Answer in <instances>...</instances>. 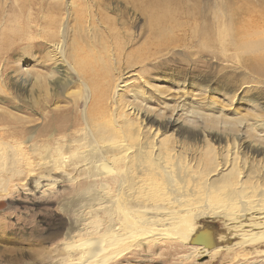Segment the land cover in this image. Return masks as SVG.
I'll return each instance as SVG.
<instances>
[{"label": "rangeland", "instance_id": "374dc122", "mask_svg": "<svg viewBox=\"0 0 264 264\" xmlns=\"http://www.w3.org/2000/svg\"><path fill=\"white\" fill-rule=\"evenodd\" d=\"M77 54L89 58L86 70ZM119 102L132 103L148 130L134 155L110 161L104 174L96 160L107 153L88 143L132 137L117 119ZM149 129L176 151L169 174L154 168L163 154L141 144ZM186 167L218 204L264 196V0H0V185L8 189L0 194V264H53L79 217L99 228L122 218L118 190L136 175L150 173L160 191L186 184ZM112 177L104 207L101 183ZM38 179L52 183L48 191H34ZM192 220L183 219L184 241H152L103 264H264V240L226 238L218 218ZM38 228L59 233L30 244ZM217 242L231 247L185 259Z\"/></svg>", "mask_w": 264, "mask_h": 264}, {"label": "bare ground", "instance_id": "6f19581e", "mask_svg": "<svg viewBox=\"0 0 264 264\" xmlns=\"http://www.w3.org/2000/svg\"><path fill=\"white\" fill-rule=\"evenodd\" d=\"M155 15L156 14H154L153 16L155 17ZM166 18L167 16L160 17V19L163 21H165ZM76 56L78 62L76 64L78 65L81 64L80 67L81 68L83 67L85 69L86 67H84V65L88 63L87 59L89 58H87L85 62L83 58H78L83 56L80 55L78 56V54ZM89 67L91 68L92 71L94 70L93 72L91 71V73L95 74L96 71L95 67L93 65ZM81 70L83 71V69ZM86 75H91V74L86 73ZM94 81L95 80L92 81V83L94 84V86H92V89H95L96 91V89H98V83ZM120 86L122 85H119V88ZM97 92H98L97 95L99 97H102V93H101L102 91L97 90ZM131 105H129V103L127 104L122 102H119V104L117 105L119 109L117 114V119L126 128V130L131 133L129 134L132 136L130 139L125 138V135H123L124 137L123 138L121 137L122 135L119 134V136L123 139L121 140L119 139L118 141L114 139L116 143L109 142L111 140L106 141V138L105 140H102V138L101 139L95 138V140H91L93 141V143L91 141L90 143H88L89 144L88 147L90 148L89 150L94 152V150L97 151L96 149H98V151H104L107 153V154L105 153L106 155L98 156L101 159H99L98 161L96 160L97 165L100 167L102 173L104 174L112 172L110 161L117 162L118 160L123 159L125 157L128 158L129 156H133L136 146L140 143L139 133L142 131V129H145V131L148 130L147 126L143 128L141 124H139L137 120L138 114L135 112L136 109L133 108ZM116 126L120 131H122L121 125H116ZM149 130L152 131V133L150 134L151 136L149 135L148 138L143 142H142L143 139L142 136L141 144H146L147 146H149L150 152H155V153L157 152L156 158H158L160 154L164 155L165 158L163 157V155H161L159 160L156 162V166L154 168L158 169V172L169 174V172L173 171L174 165L172 164L173 160L171 159H173V155L175 154L176 151L174 152L173 148L168 147V145L164 143L165 140L163 144L161 142L163 141V138L159 137V139H157L159 136V135L157 136L158 129L155 130L149 129ZM108 136L110 138L111 134ZM236 156L238 157V155ZM233 160L232 162L234 164V162L236 161ZM146 167L145 169L149 170ZM183 172L185 174L187 172L188 175L189 180H187L186 184H182L179 186L174 185L177 183H174L172 185L170 184L169 188L163 187V189H161L160 191H156L158 185L153 181L154 179L153 180L150 178L147 179V176L150 175V173H144L142 177L136 175L135 181L133 182L131 181L132 184L125 187L124 190H122L123 188L119 184L122 189L121 190L117 189L119 194V195L117 194V196L122 195V197L121 196L120 197L123 198L122 199L123 202L121 201L123 207L120 209L122 218H120L118 221L117 219L114 218L117 221L115 225L109 226V224H107L106 226L99 228L96 224H94L91 221V219H89V217L88 219L86 218L82 219L81 217H79L81 220L79 219L77 224H75L74 226L71 225L65 231V236H64L65 239L69 241L71 240L70 242L68 241L65 242V245L63 246L64 247L63 251H65L66 249L67 252L64 255H62L61 258L56 259L53 262V264H103L105 261L115 259L119 255H122L123 253H126L127 251L137 246L144 244H148V245L152 244L153 243L152 241L158 243V241H162L163 239H169V238L170 239L178 238L184 241L188 237L185 236L186 231L188 233V229H190V226L188 227L187 224L188 222L183 224V219H185L186 217L187 218L191 217V219L193 220L196 219V217H200V216H206L209 219L218 218L228 228V232H226L225 235L226 238H231L232 236H238V237L240 236L241 238L242 236V238L246 237L245 238L246 240L244 242H249V243L255 241L260 242L264 240V196L263 197L259 196L261 195V192L259 195L257 194L254 195L255 193L251 195H246L240 198L238 202H236L238 198L236 200L224 198L223 199L224 202L218 204L220 201L219 202L216 201L221 199L220 195L215 193V191L213 190H212L213 192L208 191L205 186L206 181L205 182L204 180L197 181V178L196 179L192 178L193 182L190 180L191 177L195 176L194 170L192 171V169L190 170L189 167H186V169L183 170ZM204 174L202 175L203 177ZM208 175H210L209 172L206 173L205 176L208 177ZM117 176H119V174ZM115 178L117 177H112L110 178V180L108 179L101 183V185H103L102 189L104 193L107 194L104 195L101 192L102 195H104L105 200L103 202L105 204L103 203L100 204H102L104 207H106L108 203L112 202V200H110V198L112 197L109 198L108 196L109 194L108 189L110 187V182L115 181ZM149 180H152V182H149ZM34 183H35L33 186L34 191L41 193H44L46 190L48 191L46 186L52 184L51 182L44 184L42 182L40 183L39 179L36 180ZM229 183L230 182L226 181L223 184L224 185L226 184L228 186L230 185ZM233 186L235 190L240 191L242 190V187L244 188L246 185L243 186L241 183L240 184L235 183L233 184ZM165 188H166V192H165ZM178 189H183V190L178 192ZM7 191H8L7 186L5 187V185L3 186L0 185V194L7 193ZM153 201L155 203H153L152 208L150 207L147 208L146 203ZM236 203L241 204L242 209L240 208L238 210L237 207L239 206L235 208V205H237ZM111 221L113 220H110V222ZM31 233L32 236L35 235V238L38 237V240L37 241L30 240L29 243L38 244V243H44L46 240L54 239L59 232H56L53 228H51L49 232L47 231V233H45V231H42V229L38 228V229H34V231ZM207 241L209 242V240ZM75 245L79 246V248L81 247V249L76 252L72 251L71 248L75 247ZM209 246L206 247H203V245L196 246L194 249H192V251L189 254L185 256V259H188L194 255L201 256L204 254H213L221 250L222 248L227 249L228 246L231 247V245L228 246L226 245L227 246L226 247L224 244L220 242L219 243L217 242V244L214 245L213 247L212 246L209 247ZM12 253L13 250L11 254ZM19 254L21 255V257L28 255L25 253H19ZM14 256H16V254ZM34 256H35L34 257L35 261L38 262V254H35ZM19 259L20 257L16 258V260Z\"/></svg>", "mask_w": 264, "mask_h": 264}]
</instances>
